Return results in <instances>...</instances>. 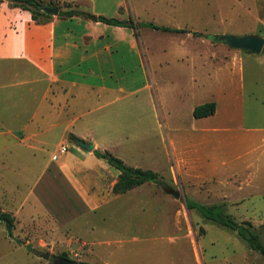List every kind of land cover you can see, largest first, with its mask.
Returning a JSON list of instances; mask_svg holds the SVG:
<instances>
[{"label":"rangeland","instance_id":"374dc122","mask_svg":"<svg viewBox=\"0 0 264 264\" xmlns=\"http://www.w3.org/2000/svg\"><path fill=\"white\" fill-rule=\"evenodd\" d=\"M121 1L120 10L109 4L104 17L136 23L134 47L122 38L118 81L124 92L80 100L79 118L59 146L67 151L68 132L102 123L93 134L109 142L107 152L156 173L157 183L75 216L52 192L40 203L34 186L61 138L43 145L36 139L31 149L4 143L0 211L14 226L9 237L0 223V264H52L40 257L44 253L83 264H264L234 232L184 207V200L218 205L235 223L247 222L264 245V54L247 55L211 39H264V0ZM17 80L0 67V85L13 90ZM207 102L214 114L194 119L192 109Z\"/></svg>","mask_w":264,"mask_h":264},{"label":"crops","instance_id":"0c3cea01","mask_svg":"<svg viewBox=\"0 0 264 264\" xmlns=\"http://www.w3.org/2000/svg\"><path fill=\"white\" fill-rule=\"evenodd\" d=\"M63 1L78 4L83 9L76 10L95 17L106 16L109 4L119 10L122 5L121 0H97V5L94 0ZM133 34L129 28L108 26L86 17L56 15L36 22L28 11L0 0V67L18 79L13 90H8L9 84L0 85V146L26 144L31 149L29 142L38 139L37 144L43 145L58 137L59 147L67 129L79 118L80 100L89 103L112 93L122 95L124 89L118 81L122 80L124 67L122 38H130L133 48ZM112 79L117 81L115 86L111 85ZM101 124L89 121L85 129L67 133L92 144V152L67 142L64 154H59L57 148L55 155H48L34 182L42 194L40 203L46 202L47 191L52 192L56 201L69 203L74 209L70 212L76 216L94 212L123 195L111 193L118 172L93 155V151L110 149L109 142L94 137L93 128Z\"/></svg>","mask_w":264,"mask_h":264},{"label":"trees","instance_id":"16d2710c","mask_svg":"<svg viewBox=\"0 0 264 264\" xmlns=\"http://www.w3.org/2000/svg\"><path fill=\"white\" fill-rule=\"evenodd\" d=\"M14 7H18L22 10L28 11L30 17L33 21L38 22L43 19L49 18V15L44 14L41 11L42 6H54L51 0H48L47 3H42L41 0H5ZM58 7L57 16L59 18H71L75 17H85L83 12L76 10V8H70L67 4L64 3V8L62 6ZM96 21L108 26L114 27H125L129 29H135L136 23H133L131 19L119 20L116 18H106L103 16H97ZM148 28L159 30L162 32L170 31L165 27H156L151 24L145 25ZM177 31V30H175ZM178 32H183L179 30ZM215 42V41H213ZM261 54H264V44L261 49ZM215 105L213 102H207L195 106L192 109L191 115L194 119L204 118L213 115ZM67 139L74 143L76 137L72 134L67 135ZM95 158L102 160L109 167L113 168L118 172L116 176L115 183L111 186V193L114 195L124 194L134 188L141 186L144 183H157L158 176L156 173L150 170H142L139 168H132L123 164L121 160L112 156L109 152L103 151H93ZM184 207L187 210L196 211L203 219L210 221L222 228H225L231 232H234L242 241L246 243L248 248L253 252H256L260 256L264 257V245H262L258 239V236L250 230L249 224L235 223L231 218L224 215L221 211V208L218 205L204 206L188 200H184ZM0 223L5 226L7 235L11 236V231L14 226L13 217L6 212L0 211ZM62 258L67 259L65 256ZM83 264V263H78Z\"/></svg>","mask_w":264,"mask_h":264},{"label":"water","instance_id":"95a60500","mask_svg":"<svg viewBox=\"0 0 264 264\" xmlns=\"http://www.w3.org/2000/svg\"><path fill=\"white\" fill-rule=\"evenodd\" d=\"M58 7L56 6H42L41 11L49 16H56L58 13ZM85 17L93 22L96 21V17L90 14H85ZM211 39L215 42H220L232 49L243 51L247 55H258L264 44V39L255 35H247L244 37H233L228 35L213 36ZM77 148L90 153L93 150L92 144L85 143L80 139L74 141ZM165 192L171 194L177 198L179 194L177 192L169 191L165 189ZM44 260H51L52 264H78L76 261H71L62 257H56L44 253L40 256Z\"/></svg>","mask_w":264,"mask_h":264},{"label":"built area","instance_id":"2783aa9c","mask_svg":"<svg viewBox=\"0 0 264 264\" xmlns=\"http://www.w3.org/2000/svg\"><path fill=\"white\" fill-rule=\"evenodd\" d=\"M57 152L59 154H64L66 152V148L64 146H59Z\"/></svg>","mask_w":264,"mask_h":264}]
</instances>
